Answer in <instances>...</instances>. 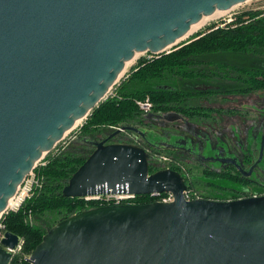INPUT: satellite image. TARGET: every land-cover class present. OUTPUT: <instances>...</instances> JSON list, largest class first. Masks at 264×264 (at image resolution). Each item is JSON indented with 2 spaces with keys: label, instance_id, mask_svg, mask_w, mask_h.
I'll use <instances>...</instances> for the list:
<instances>
[{
  "label": "water",
  "instance_id": "95a60500",
  "mask_svg": "<svg viewBox=\"0 0 264 264\" xmlns=\"http://www.w3.org/2000/svg\"><path fill=\"white\" fill-rule=\"evenodd\" d=\"M244 1L0 0V217L45 154L109 96L136 53H168L189 42L179 39L204 15ZM124 131L153 143V131L128 123L89 140L93 151L63 195L171 192L174 200L73 214L47 230L29 264H264V195L187 200L180 172H151L144 147L109 142ZM20 240L4 233L0 264H11Z\"/></svg>",
  "mask_w": 264,
  "mask_h": 264
},
{
  "label": "trees",
  "instance_id": "16d2710c",
  "mask_svg": "<svg viewBox=\"0 0 264 264\" xmlns=\"http://www.w3.org/2000/svg\"><path fill=\"white\" fill-rule=\"evenodd\" d=\"M243 51H256L259 53L258 59L264 60V8L241 12L224 25L214 24L206 31L197 33L190 42L168 53L148 52V55L141 57L127 77L122 79L115 94L108 96L86 118L78 137L57 153L48 154L46 164L36 167L40 177H43L42 187L36 189L22 208L10 211L3 217L5 230L18 234L23 239V254L31 255L47 230L59 221L99 205L97 202L86 204L82 198L63 195V188L70 177L93 151L89 140L106 139L116 131L114 126L134 124L136 121L142 123L141 117L148 112L138 102L147 97L152 100V110L158 113L185 107V101L204 94L203 91L195 90V84L209 80L207 77L218 83L219 75H228L227 72H222L221 69L226 68V65L220 62L219 57ZM206 93L218 94L219 90H209ZM119 136L120 134L113 136L110 141L123 142ZM176 159L180 166L173 168L185 177L188 187L197 191L210 187L218 195L216 191L219 189L226 190L218 195L221 199H226L230 197L227 192L232 194L231 197H237L241 191L252 190L248 183L234 176L212 173L209 176L193 177V171L185 162ZM152 160L151 172L159 170ZM262 189L259 187L255 191L263 192ZM204 195L209 197L205 193ZM154 199L143 195L139 203ZM29 214L30 217H35V223L26 221ZM12 264H29V261L27 257L16 255Z\"/></svg>",
  "mask_w": 264,
  "mask_h": 264
},
{
  "label": "flooded vegetation",
  "instance_id": "af4514ba",
  "mask_svg": "<svg viewBox=\"0 0 264 264\" xmlns=\"http://www.w3.org/2000/svg\"><path fill=\"white\" fill-rule=\"evenodd\" d=\"M258 54L243 51L219 57L226 65L221 70L228 75H219L218 83L207 77L209 80L195 84L196 91L204 92L200 97L168 112L151 110L141 117L142 123H128L155 132L151 133L153 143L135 132L124 131L119 137L144 147L151 155L179 158L200 176H234L252 190L260 187L264 191V60L258 59ZM209 90L219 93H206Z\"/></svg>",
  "mask_w": 264,
  "mask_h": 264
},
{
  "label": "built area",
  "instance_id": "2783aa9c",
  "mask_svg": "<svg viewBox=\"0 0 264 264\" xmlns=\"http://www.w3.org/2000/svg\"><path fill=\"white\" fill-rule=\"evenodd\" d=\"M138 103L140 107L146 112H149L153 107V103L151 102L149 97H147L143 101H139ZM152 159H153L152 161L158 166L159 169H166V168L174 169L173 166L175 167L180 166L179 161L169 155L154 153L152 154ZM33 171L27 176L22 186L21 185L19 186L16 194L12 197L15 199L16 197H19V200H21V202L18 205H16V207L14 208L12 207L8 210H18L19 208L23 206L22 203L24 202L25 197L29 196L30 187L34 183V181L31 179V177L34 175ZM39 184L42 187V181L38 183V185ZM20 195L22 196L20 197ZM144 195H149V197L155 198L157 199V201L169 202V201L174 200V195L171 192L151 193V194H144ZM261 195H264V191L263 192L262 191H252V190L247 189L245 192L240 193V195L237 197H229L226 199H221L219 197H206L203 192L197 191L194 188H190V187H187V189L184 191V196L187 200L213 199V200L230 201V200L241 199V198H246V197H257ZM141 196L143 195L130 193L128 191L126 192L118 191L116 193L109 192L105 194L87 195V196L80 197V198L84 199V201H87V202H97L99 203L98 206H101V205H117V204H141L139 203V199ZM5 232H6L5 224L3 223V217L1 216L0 217V242H1V239L4 237ZM23 243L24 241L21 238L17 247L15 249H10V251L13 253V259L11 261V264L13 263V260L16 257V255L22 250ZM25 257H27L29 261L30 255L29 256L25 255Z\"/></svg>",
  "mask_w": 264,
  "mask_h": 264
},
{
  "label": "rangeland",
  "instance_id": "374dc122",
  "mask_svg": "<svg viewBox=\"0 0 264 264\" xmlns=\"http://www.w3.org/2000/svg\"><path fill=\"white\" fill-rule=\"evenodd\" d=\"M264 8V0H250L249 3H247L246 5H241L239 7H237L236 9L230 11L227 13V15H224L220 18H213L212 20L208 21V23L206 25H204L202 28L199 29V32H203L206 31L210 26L212 25H224L225 22H229L232 19H234V17L236 15H238L241 12L247 11V10H251V9H263ZM195 33L194 35H192L191 37H189L187 40L184 41H191V39L197 34ZM148 55L147 53L144 54H140L135 60L134 62L129 65L127 67V69L125 70V72L122 74V76L120 77V79L117 81V83L111 88L110 92H109V96H111L112 94H115L116 89L118 87V85L120 84V82L122 81V79L126 78L127 75L133 70V68L138 64V60L145 56ZM152 101V100H151ZM152 110V109H151ZM150 110V111H151ZM146 112V111H145ZM86 120V119H85ZM85 120H83L80 124H78L77 126H75L72 130H69V132H67V134L65 135V138L62 139L60 142H58V144L56 145V147L50 151L49 153L45 154V156L42 158V160L39 162L37 167H40L41 165H45L46 164V156L50 153L55 154L59 151L60 148L67 146L72 140H74L76 137H78V132L79 129L82 127V125L84 124ZM120 126H114V129H118ZM120 140H122V143H129L128 139L126 138H120ZM186 164V163H185ZM189 168H191L188 164H186ZM185 165V166H186ZM186 166V167H187ZM192 170V169H191ZM193 171V175H199V171L196 172L195 169L192 170ZM34 175L31 177V179L34 181L33 185L30 187V191H29V196H26L24 199V202L22 203V205H24L29 199L30 197L33 195V193L36 191V189L38 187L41 188L40 184L38 185V183H40L41 181H43V177H40V174L38 173V171L36 170V168L33 171ZM196 177V176H194ZM206 190V191H205ZM202 188L199 189L200 192H204L205 194H213L214 190H212L210 187L207 188ZM257 189H253L252 191H255ZM217 192V191H216ZM220 193V192H219ZM227 195L232 196V194L230 192H227ZM211 196V195H210ZM212 197H216V196H212ZM151 198V197H149ZM152 199V198H151ZM86 204H89L90 202L84 201ZM23 207V206H22ZM21 207V208H22ZM20 209V208H19ZM18 209V210H19ZM18 210H7L2 217H4L5 215H7L8 213H10V211H18ZM27 222H30L31 224L36 222L35 217L31 216L30 214L29 216H27L26 218ZM19 257H25V255H27L26 253L23 254V249L17 254Z\"/></svg>",
  "mask_w": 264,
  "mask_h": 264
},
{
  "label": "bare ground",
  "instance_id": "6f19581e",
  "mask_svg": "<svg viewBox=\"0 0 264 264\" xmlns=\"http://www.w3.org/2000/svg\"><path fill=\"white\" fill-rule=\"evenodd\" d=\"M250 0H245L244 2H241V3H238L234 6H232L230 9H227V10H216L214 13L212 14H209V15H204L201 20H199L198 22L194 23L191 28L189 29V31L182 37L179 39V42H183L184 40H187L189 37H191L192 35H194L195 33H197L199 31L200 28H202L204 25H206L208 23V21L212 20L213 18H220L224 15H227L228 12L236 9L237 7L241 6V5H246L247 3H249ZM140 54H143V53H136L134 58L130 61H128L126 63V66H125V69L123 70V72L121 73L120 77L122 76V74L125 72V70L127 69V67L129 65H131L134 60L140 55ZM86 118H83V119H80L76 122L75 126H77L78 124H80L83 120H85ZM22 186V185H21ZM22 195H20L21 197ZM21 202V200H19V197H16L15 198H12L10 200V203H9V206H8V209L10 208H14L16 207V205H18L19 203ZM7 209V210H8ZM6 210V211H7Z\"/></svg>",
  "mask_w": 264,
  "mask_h": 264
}]
</instances>
